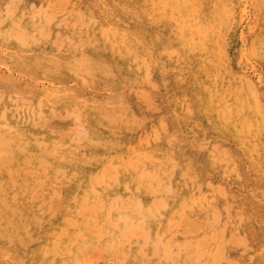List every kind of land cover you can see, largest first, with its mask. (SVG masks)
Returning <instances> with one entry per match:
<instances>
[{"label": "rangeland", "instance_id": "obj_1", "mask_svg": "<svg viewBox=\"0 0 264 264\" xmlns=\"http://www.w3.org/2000/svg\"><path fill=\"white\" fill-rule=\"evenodd\" d=\"M56 1L57 5L55 0H0V92L9 97L12 106L16 101H27L31 107L25 115L17 113V124L0 119V127L14 140L10 151L0 150V226L7 218L16 222L20 217L32 232V240L25 248L0 237V264H70L68 256L58 254L50 261L42 258L40 252L66 225L71 214L78 211V198L74 196L88 194L91 189L94 193V187H100L107 203L114 189L124 198L134 197L143 203L141 213H130L132 220L142 219L135 227L137 235H130L123 222L118 223L116 231L110 225L106 227L100 240L101 253L106 256L97 264H138L141 256L153 259L151 264H197L185 256L188 254L182 246L178 256L165 260L152 242L160 233L169 232L180 212L197 224L208 223L210 203L222 212L221 225L227 239L237 234L250 242L247 247L251 250L228 243L226 258L238 264H264V126L257 131L255 124L244 137L210 119L207 106L209 90L214 87L212 71L204 63L205 54L192 43L191 34L182 33L174 19H170L169 11L162 13L154 0H67V5L76 3L77 8H67L65 13L59 8L66 0ZM181 11L186 16L188 6H181ZM51 14L54 16L47 34L36 33L30 42L19 43L17 34L22 33L24 26ZM252 19L243 26L247 28ZM259 24L264 29L263 17ZM108 28L114 30L112 39L105 35ZM118 42L146 57L151 73L145 79L140 71L124 69L115 47ZM231 60L233 69L234 55ZM251 62L256 66L252 77L264 106V58L255 56ZM218 89L232 106L237 105L229 78ZM184 103L190 111L185 110ZM118 105L123 108L118 109ZM7 109L11 108L6 106ZM73 112L86 122L87 126L81 128L84 133L74 126L72 135H60L59 120L73 119ZM38 118L44 121L39 123ZM53 119L58 122L51 125L49 121ZM29 126L35 134L27 133ZM35 135L45 140L40 151L51 165L47 174L39 163L23 161V153L31 155V147L27 151L22 149ZM96 137L118 139L117 148L99 151ZM71 138L72 141L66 140ZM89 138L92 141L87 143ZM167 155L177 164L171 181L173 192L151 176ZM58 166L70 175L84 178L85 186L77 194L72 192L73 181L55 179L51 171ZM142 171L149 175L139 178ZM188 175L201 184L200 194L196 190L185 194L192 182ZM95 178L98 182L93 186ZM40 180L47 182L43 190ZM118 180V187L110 185ZM55 189L60 192L61 208L53 214L46 201ZM34 190L43 194L41 200L30 197ZM184 198H188L187 205L182 208ZM113 215L119 216L117 211ZM36 217L39 221H35ZM83 222L78 215V223ZM192 231H175L177 246L210 233L209 227L199 230L197 235ZM84 232L91 240L93 234L88 229ZM4 251L8 254L4 255ZM208 263L204 258L202 264Z\"/></svg>", "mask_w": 264, "mask_h": 264}, {"label": "bare ground", "instance_id": "obj_2", "mask_svg": "<svg viewBox=\"0 0 264 264\" xmlns=\"http://www.w3.org/2000/svg\"><path fill=\"white\" fill-rule=\"evenodd\" d=\"M153 2L162 13L169 11L170 19H174V22L176 23V26L180 28V31L182 33H185L186 31L190 33L192 43L198 45L205 54L204 63L205 66H208V68L212 71V87H214V90H209L211 98L208 102L207 113L210 119L214 121L217 126L225 127L230 131L243 136L246 131L250 133L252 131V127L255 124L258 125L254 130L262 131L261 127L264 126V106L261 101V94L258 91V84L253 81L252 75L256 73V66L252 64L251 60L255 56L264 58V29H262L259 24L260 18H264V0H154ZM55 3L57 5L58 2L55 0ZM67 4V0L62 2L61 7L59 6V9L64 11L67 8H70L71 10H75L77 8L76 3L71 5ZM185 5H187L189 8V12L186 16L181 14V6ZM11 13L13 12L11 11ZM62 13H65V11ZM53 16L54 15L52 14L45 16L40 22H34L31 25L24 26L21 31L22 33L19 32L17 34L19 43H22L23 41L30 42V38L36 33L47 34L48 25L50 24ZM78 16L83 18L81 12H78ZM182 16L183 18H181ZM251 17L253 19L250 21L249 26L247 28L244 27V22H249ZM89 24L90 22L86 25L88 26ZM104 32L107 38L112 39L114 35L113 28H108L104 30ZM247 34L251 35L252 38L249 39V35ZM120 36L122 37V35ZM56 37H58V35H56ZM115 47L120 59L122 60L124 69L129 71L132 70L134 72L140 71L143 73L144 79L146 75L151 73L149 69V62L146 60V57L141 56L134 50H130L127 48V46H123L119 42L115 43ZM232 55H234V65H238L236 67L237 69H235V66L232 69ZM226 78H229L230 83L232 84V89L237 99L236 106H232L228 102L226 96L218 89V85L221 84ZM258 79L260 80V76H258ZM137 91L141 92V89ZM143 93L144 92L141 94L146 97L147 94ZM144 96H142L143 100L146 99H144ZM139 97L141 98V96ZM184 100H186V98ZM8 101H11L9 97L5 98V96L0 92V119L9 122L10 125L17 124V120L19 118L17 113L20 112V115H25L27 113L26 111H28L29 108L31 109V107L27 101H16L14 102V106L10 105ZM149 102L150 104L152 103L151 105H153V102H151L150 99ZM6 106L10 107L11 109L6 110ZM183 106H185L186 111L191 110L187 103H184ZM116 107L118 109L123 108V105H118ZM37 108L39 109V107L36 106V109ZM52 112L54 111L52 110ZM56 113L55 116L57 117L58 111H56ZM71 116L73 119L67 121L59 120L58 122L57 120V131L60 135L70 136L72 135L74 126L77 130L81 131H83L81 129L82 126H87L86 122L82 120V116L80 114L73 112ZM38 119L39 123L44 121H40L42 118ZM49 122H51V125H53V123L55 124L56 121L54 120L53 122ZM161 127L164 128L165 125L162 123ZM2 129L4 128L0 127V150L10 151L12 148H14L11 145V142L14 140L13 138L8 137V135L5 133V129ZM26 130L28 134H35L32 126L27 127ZM83 133L80 134L83 136ZM263 136L262 138H264ZM31 137V143H27L22 149V151H27L29 147H31L29 149L31 155L20 152L23 153V161L29 164L33 162L39 163L44 174H47V172L50 171L51 165L43 156L42 151H40L45 146V140L40 135ZM66 140L72 141V138ZM91 141L92 140L89 138L86 142L90 143ZM118 141V139L108 140L99 137H96L94 140L95 146L99 149V151L106 152L115 150L117 148ZM202 141L203 138L200 140V143H202ZM72 153L77 154V151H73ZM92 161L93 159H88V162ZM176 167L177 164L173 158L170 155H167L165 158L159 161L158 168L152 173L151 176L154 180L157 179V182L159 181L162 183L163 187L169 189V192H173L174 190L171 189V181L174 174H176ZM234 169L235 168H232V171H234ZM51 172L57 181H73L72 192L75 194L79 192L82 186H85L83 183L84 178L77 174H68L67 170L61 166H58V168L53 169ZM9 175L11 177V174ZM15 175H12V178L15 179V177L18 176ZM145 175H149L148 172L142 171L141 173L139 172L137 176L141 178ZM182 176H184V174ZM188 179L192 181H190L191 188L188 189L189 191H185V194H188L193 190H196L200 194V191L202 190L201 184L195 181L194 176L188 175ZM93 181V186H95L98 181H96V178ZM39 183V187L42 188L41 190L46 188L47 182L45 180H40ZM119 183L120 180L110 185L116 188L119 186ZM13 187L15 188V186ZM94 188V193L91 192V189L90 193L88 194L78 197L77 195L74 196L75 199L78 198V211L71 214L66 222V225L62 226L61 229L55 235H53L52 240L47 242L45 246L42 247L40 252L42 258H49V260L52 261V258L55 259L56 255L60 254L62 257L68 256L70 258V264H75L76 262L79 264H97L98 260L103 255L106 256L104 253H101L102 248L100 246V240L106 233L105 229L108 225L112 226V228L116 231L118 223L123 222L126 229L130 230V235H137V232H135V227L142 222V219H140L139 222L137 219L132 220L130 213H141L140 209L143 207L142 201L134 197L124 198L122 194L114 189L115 193H112L113 196L111 197L109 203H107V200L103 198L101 192L99 191L100 187ZM126 189L130 190V187L127 186ZM220 191L223 193L222 190ZM41 195L43 194L39 193L38 190H34L30 197L37 201L38 199L41 200ZM187 199L188 198H184L183 201H181L180 207L183 208L187 205ZM195 199L196 198H194L192 202H194ZM46 203L48 204L49 208L53 210V214L59 211L61 208L59 190L55 189L48 197V201H46ZM166 205L167 204H163V206ZM209 206L211 219L208 221V223L197 224L193 218H190L189 216L180 212L176 217L175 222L170 225L169 232L160 233L157 238L153 240V246L161 250L163 259L168 260L178 256L182 246L183 250L185 249V253L187 252L188 254L185 256L191 262L197 264H202L204 258H207L209 262L208 264H222L223 262L227 261H229L227 264L237 263H232L235 261L228 260L226 258V245L228 243L239 244L243 248L245 247L249 249L250 247H247V245L248 243L250 244V242H247L243 236L237 234H232V236H229V239H227L225 228L221 225V210L214 204L210 203ZM113 211H117L119 215L117 218L114 217ZM78 215L82 222L84 221L83 224L78 223ZM154 216L156 219L158 218V216ZM35 221H39V218L36 217ZM204 227H209V234L204 233L201 238L183 242L184 244L180 246H177L176 242H174L175 231L181 230L185 232L188 229H193L191 234L195 233L197 235L199 234L198 231L204 229ZM86 229H88L89 232L93 234L91 236V240H87L88 236H85L86 234H84ZM86 233L88 234L87 231ZM185 233L184 235H186ZM127 234L129 235V233ZM147 235L148 234H146V236ZM118 236L121 235L118 234ZM0 237H5L9 242H14L19 248H25L30 240H32V232L30 231L29 227L24 224V221H22L20 217L17 218L16 222H13L11 219L8 220L7 218V221L4 223V225L2 227L0 226ZM147 239L148 238L146 237V242ZM144 248L145 247L143 245V250H146ZM190 249H192V251H189ZM7 254L8 253L4 251V255ZM148 259L150 258L141 256L139 258L138 264H151L150 262H152L153 259H150L151 261ZM157 261L162 263L161 259H157Z\"/></svg>", "mask_w": 264, "mask_h": 264}, {"label": "snow or ice", "instance_id": "obj_3", "mask_svg": "<svg viewBox=\"0 0 264 264\" xmlns=\"http://www.w3.org/2000/svg\"><path fill=\"white\" fill-rule=\"evenodd\" d=\"M9 7H11V6H9Z\"/></svg>", "mask_w": 264, "mask_h": 264}]
</instances>
